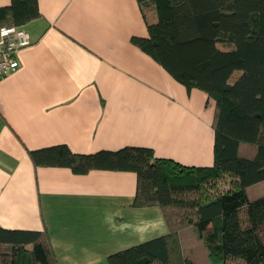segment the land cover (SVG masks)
<instances>
[{"label": "crops", "instance_id": "crops-1", "mask_svg": "<svg viewBox=\"0 0 264 264\" xmlns=\"http://www.w3.org/2000/svg\"><path fill=\"white\" fill-rule=\"evenodd\" d=\"M11 0H0L7 6ZM30 44L0 78V226L46 230L58 264L107 256L168 233L158 206L136 207V173L34 166L27 150L152 149L213 163L214 100L174 80L131 42L147 36L137 0H38Z\"/></svg>", "mask_w": 264, "mask_h": 264}, {"label": "trees", "instance_id": "trees-1", "mask_svg": "<svg viewBox=\"0 0 264 264\" xmlns=\"http://www.w3.org/2000/svg\"><path fill=\"white\" fill-rule=\"evenodd\" d=\"M147 36L131 42L189 91L214 100L213 163L187 166L149 147L27 150L34 166L132 171L133 205L158 206L168 233L108 264H264V0H137ZM38 0L0 6V26L38 18ZM0 264H58L46 230L0 226Z\"/></svg>", "mask_w": 264, "mask_h": 264}, {"label": "built area", "instance_id": "built-area-1", "mask_svg": "<svg viewBox=\"0 0 264 264\" xmlns=\"http://www.w3.org/2000/svg\"><path fill=\"white\" fill-rule=\"evenodd\" d=\"M30 44L22 26H0V78L19 67L18 52Z\"/></svg>", "mask_w": 264, "mask_h": 264}]
</instances>
